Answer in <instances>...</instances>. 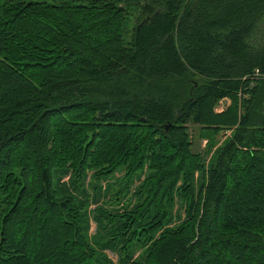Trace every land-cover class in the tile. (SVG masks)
Wrapping results in <instances>:
<instances>
[{
  "label": "trees",
  "instance_id": "16d2710c",
  "mask_svg": "<svg viewBox=\"0 0 264 264\" xmlns=\"http://www.w3.org/2000/svg\"><path fill=\"white\" fill-rule=\"evenodd\" d=\"M0 264H264V0H0Z\"/></svg>",
  "mask_w": 264,
  "mask_h": 264
},
{
  "label": "rangeland",
  "instance_id": "374dc122",
  "mask_svg": "<svg viewBox=\"0 0 264 264\" xmlns=\"http://www.w3.org/2000/svg\"><path fill=\"white\" fill-rule=\"evenodd\" d=\"M223 105V109L219 112L218 108ZM231 104L230 100L226 99L221 101L218 106L215 108V112L217 113H222L226 110V108ZM190 128V134L192 137L193 141V149L196 152H202L208 156L206 163L208 164L213 153L215 150L221 146L223 143H225L226 138L230 136V131H222L218 133L217 135H214L210 132H202L200 130V127L195 124V123H190L189 124ZM209 155H208V154ZM68 181V179H65ZM95 209L94 206L91 207V211ZM90 224H91V230H90V235H94L97 230V226L95 221L93 220L92 214H90ZM108 255L110 258H113L115 261L117 260L116 257H114V254H111L108 252Z\"/></svg>",
  "mask_w": 264,
  "mask_h": 264
},
{
  "label": "built area",
  "instance_id": "2783aa9c",
  "mask_svg": "<svg viewBox=\"0 0 264 264\" xmlns=\"http://www.w3.org/2000/svg\"><path fill=\"white\" fill-rule=\"evenodd\" d=\"M223 101V100H222ZM223 109V105L221 104V106L218 108V111L220 112Z\"/></svg>",
  "mask_w": 264,
  "mask_h": 264
},
{
  "label": "water",
  "instance_id": "95a60500",
  "mask_svg": "<svg viewBox=\"0 0 264 264\" xmlns=\"http://www.w3.org/2000/svg\"><path fill=\"white\" fill-rule=\"evenodd\" d=\"M147 22V21H146ZM145 24V21L142 23V25Z\"/></svg>",
  "mask_w": 264,
  "mask_h": 264
}]
</instances>
